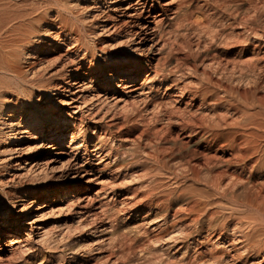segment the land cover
<instances>
[{
    "label": "bare ground",
    "instance_id": "obj_1",
    "mask_svg": "<svg viewBox=\"0 0 264 264\" xmlns=\"http://www.w3.org/2000/svg\"><path fill=\"white\" fill-rule=\"evenodd\" d=\"M118 178L153 220L118 232L95 208ZM163 248L264 264V0H0V264Z\"/></svg>",
    "mask_w": 264,
    "mask_h": 264
},
{
    "label": "rangeland",
    "instance_id": "obj_2",
    "mask_svg": "<svg viewBox=\"0 0 264 264\" xmlns=\"http://www.w3.org/2000/svg\"><path fill=\"white\" fill-rule=\"evenodd\" d=\"M83 158H80V163L82 162ZM107 176H103V178L106 179ZM54 179V180H53ZM56 179H58V176H55V175H49L47 176V178L45 179V182L43 180V183H51L53 181H55ZM113 185H109L110 183L107 184L108 187H105L106 183L103 182L101 184H98L94 187V192L93 194H96L98 193V198L96 199L95 201V208L98 207V203L99 202H103L106 204L107 206V209L112 211L113 214H116V215H119L120 217V221L116 223V230L118 232H121V230H125L129 227H136V226H143L144 223L146 221H151L154 219L155 215L154 213L153 214H149L146 213V211H140L139 213H132V214H128L129 213V210H128V207L127 205H122L121 202L123 201H126V202H129L130 199L131 201L133 200V198L137 197L140 193H142V191L144 190L143 187L138 184V183H132L129 181H125V180H122L120 178L118 179H114L113 181ZM110 187H113L112 189H114L116 192H117V195L114 197V195H111V190L109 189ZM1 188L4 190V191H9V188H7L6 186H1ZM108 189L107 191V195H102L103 194V191ZM131 193V194H130ZM122 206V207H121ZM128 214V215H127ZM126 215L125 219L122 220V218H124V216ZM68 217H71L69 216V214H64L63 216H61V218H59L60 220L62 219H65V218H68ZM49 221V220H48ZM55 221L54 218H52L48 223H51ZM105 235L103 239H106L108 238V233L107 234H103ZM174 235V234H173ZM101 236H99L98 234L96 235H93L91 237H87V242H91V244L93 243L92 246L94 247H98L100 248V251L99 253L100 254H106L108 253V251H110V247L106 245V242H102L103 239H100ZM100 239V240H99ZM109 247V248H108ZM110 249V250H109ZM206 251V248L202 249L201 252H205ZM98 251H95L94 253L90 254L88 257L91 258L92 260H96V257L98 256ZM175 252H171L169 254H166L165 253V248H163L159 253H157V256H159L160 258H164V260L167 258H169V260L167 259V261H169L168 264H171V263H175V262H178V258L181 257V254H174ZM175 255L177 256L175 258ZM166 261V260H165Z\"/></svg>",
    "mask_w": 264,
    "mask_h": 264
}]
</instances>
